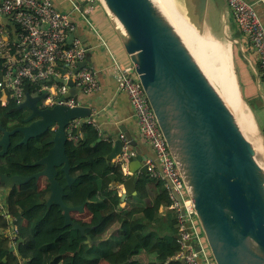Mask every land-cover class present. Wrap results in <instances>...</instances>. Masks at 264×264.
Segmentation results:
<instances>
[{"label":"water","instance_id":"obj_1","mask_svg":"<svg viewBox=\"0 0 264 264\" xmlns=\"http://www.w3.org/2000/svg\"><path fill=\"white\" fill-rule=\"evenodd\" d=\"M119 35L121 45L137 74L167 149L192 200L197 220L215 264H264V170L256 159L252 143L245 137L234 114L204 74L169 18L154 0H97ZM207 0H184L196 27L203 28ZM77 33L69 37L70 44ZM87 46V40L80 38ZM94 58L87 53L74 74ZM68 92L61 98L76 102L85 95L72 79L57 80ZM45 94L25 95L18 109L26 110L23 126L11 131L0 125V158L7 154L11 137L21 135L18 145H26L47 130H54L47 155L35 163L41 167L28 177H8L0 171V187L8 190L32 180L45 178L49 197L43 207L62 211L64 227L84 235L85 228L71 220L72 212L82 213L84 204L68 207L66 189L57 181L63 173L70 188L66 156L67 127L74 121H91V108L55 105L42 109ZM86 98V96H85ZM120 136L112 137L107 156L110 165L121 153ZM128 176L122 184L121 202L136 195L138 176H147L146 160L159 169L156 155L125 135ZM144 148L148 154L143 153ZM7 200V198H6ZM87 242L90 237L86 236ZM180 264H184L180 262Z\"/></svg>","mask_w":264,"mask_h":264},{"label":"trees","instance_id":"obj_2","mask_svg":"<svg viewBox=\"0 0 264 264\" xmlns=\"http://www.w3.org/2000/svg\"><path fill=\"white\" fill-rule=\"evenodd\" d=\"M60 68L64 73L65 67ZM23 94L41 95L28 82L23 84ZM18 106L9 100L0 108V125L8 131L23 126L26 110ZM53 134L49 129L26 145H18L22 137L15 134L7 154L0 158V171L8 177L39 172L41 167L35 163L47 155ZM72 137L75 142L68 144L66 156L75 181L67 188L59 171L56 181L68 193L66 206L84 204L82 213H71V220L85 228L84 235L63 226L60 209L43 207L50 194L45 178L8 190L0 187L6 211V218L0 215V264H180L175 260L179 246L172 216L159 212L169 203L161 184L140 175L136 195L121 202L119 190L125 178L107 161L113 141L102 139L86 120L79 122ZM13 226L16 234L11 249L9 232ZM36 259L39 262L33 263Z\"/></svg>","mask_w":264,"mask_h":264},{"label":"built area","instance_id":"obj_3","mask_svg":"<svg viewBox=\"0 0 264 264\" xmlns=\"http://www.w3.org/2000/svg\"><path fill=\"white\" fill-rule=\"evenodd\" d=\"M71 11L81 16L86 30L94 41L87 48L80 38L67 43L76 31L69 13L57 10L52 0H0V108L9 100L18 105L24 102L23 84L35 86L45 94L41 108L62 105L68 108L82 105L74 99L61 98L68 92L57 80L72 79L85 96L100 91L97 70L91 64L74 74L79 62L87 53L103 52L110 58L111 67L117 71V90L126 96L132 108L139 134L146 146L156 155L159 169L153 161L146 160L147 176L161 184L169 203L160 208L162 214H170L174 222L179 253L175 260L184 264H215L196 217L193 202L188 197L183 181L167 149L153 112L131 63L123 64L112 52L96 26L89 20L88 10L79 0H66ZM92 4L96 0H85ZM231 10L239 32L247 36L252 52L257 56L264 72V28L252 5L243 0H225ZM60 65L65 67L64 73ZM54 83H51L54 81ZM38 96V95H37ZM92 123V122H91ZM79 121L67 127L68 138L78 127ZM54 131V130H53ZM121 153L113 160L124 178L128 176L127 163L134 151L128 150L123 135L119 137ZM119 193H122L120 185ZM0 191V215L6 211ZM16 227L9 232V247L14 249Z\"/></svg>","mask_w":264,"mask_h":264},{"label":"crops","instance_id":"obj_4","mask_svg":"<svg viewBox=\"0 0 264 264\" xmlns=\"http://www.w3.org/2000/svg\"><path fill=\"white\" fill-rule=\"evenodd\" d=\"M79 1L88 10L89 20H93V24L117 59L123 64L130 63L121 45L119 35L100 3L97 0L92 4L86 3L85 0ZM243 1L253 6L264 28V0ZM52 3L57 10L70 14V20L76 26L75 33L80 38L86 39L90 43L94 41L93 36L86 30L81 16L71 11L66 0H52ZM203 29L210 35L228 38L233 45V64L240 98L248 109L252 121L255 122L253 123V134L249 136L248 140L251 139L250 142L253 146L255 142L257 143V146H254L257 162L264 170V72L259 65L258 58L252 52L247 36L239 32L225 0H207ZM91 55L94 58L92 66L97 70L100 91L86 96V98L85 96L79 98V102L83 106L91 108L92 111V120L86 121L92 122L102 139L127 135L140 150L144 142L139 134L132 108L126 96L117 90V71L111 67L110 58L105 53L93 52ZM73 143L74 139L68 138V144ZM143 153L147 155L148 150L144 148ZM159 212L161 213V210ZM106 237L107 234L104 238ZM38 262V259L33 261V263Z\"/></svg>","mask_w":264,"mask_h":264},{"label":"bare ground","instance_id":"obj_5","mask_svg":"<svg viewBox=\"0 0 264 264\" xmlns=\"http://www.w3.org/2000/svg\"><path fill=\"white\" fill-rule=\"evenodd\" d=\"M154 1L167 15L174 29L178 32L182 40L185 42L204 74L207 76V78L217 90L223 101L234 114L237 123L243 133L248 134L247 136H251L254 130L253 123L255 122L252 121L248 109L244 106L241 101L236 79L230 69V63L226 60L227 67L226 65L224 66V63L219 68L215 67V62L212 57H216V55L218 54L213 55L212 57L210 55L208 56V53H206L207 45L205 44V42H202L200 40L196 29L176 9L173 0ZM218 60L219 59L215 61L217 62ZM256 138L258 140V137ZM259 143L258 145H260ZM254 146H257L256 142Z\"/></svg>","mask_w":264,"mask_h":264},{"label":"rangeland","instance_id":"obj_6","mask_svg":"<svg viewBox=\"0 0 264 264\" xmlns=\"http://www.w3.org/2000/svg\"><path fill=\"white\" fill-rule=\"evenodd\" d=\"M173 1L175 3L176 9L196 29V31L200 37V40L202 42H205V44L207 45L206 53H208V56L210 55L212 57L213 55L218 54V55H216V57H212L214 62H215L214 63L215 67L219 68L223 63L225 66L226 60H227L230 63V69H231V71L234 74V77L236 79V73H235V68H234V64H233V45L230 42V40L228 38H222L221 36L217 37V36L210 35V34H208V32H205L203 28L200 29V28L196 27L194 19L190 18V15L188 14L187 9L184 7L185 6L184 0H173ZM91 21L93 22V20H91ZM216 49H217V51H216ZM215 52H217V53H215ZM218 57H221V58H218ZM217 59H219V60L216 62L215 60H217ZM226 67H227V65H226ZM244 135L247 139L249 138V136H247L248 134H244ZM74 142H75V139H74ZM29 217L30 216L28 215V218Z\"/></svg>","mask_w":264,"mask_h":264},{"label":"flooded vegetation","instance_id":"obj_7","mask_svg":"<svg viewBox=\"0 0 264 264\" xmlns=\"http://www.w3.org/2000/svg\"><path fill=\"white\" fill-rule=\"evenodd\" d=\"M22 139V138H21Z\"/></svg>","mask_w":264,"mask_h":264}]
</instances>
